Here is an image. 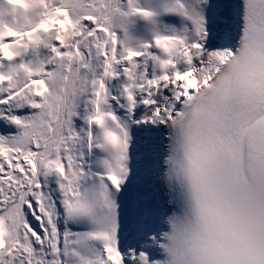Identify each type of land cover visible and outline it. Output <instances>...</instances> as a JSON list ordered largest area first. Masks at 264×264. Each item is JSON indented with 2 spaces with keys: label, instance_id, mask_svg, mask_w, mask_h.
<instances>
[{
  "label": "snow or ice",
  "instance_id": "6c2138e0",
  "mask_svg": "<svg viewBox=\"0 0 264 264\" xmlns=\"http://www.w3.org/2000/svg\"><path fill=\"white\" fill-rule=\"evenodd\" d=\"M0 264H264V0H0Z\"/></svg>",
  "mask_w": 264,
  "mask_h": 264
}]
</instances>
